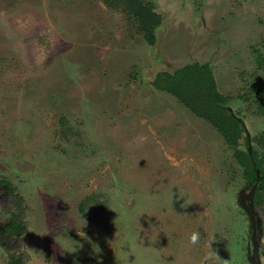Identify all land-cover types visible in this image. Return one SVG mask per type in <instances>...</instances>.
I'll return each mask as SVG.
<instances>
[{
	"label": "rangeland",
	"instance_id": "374dc122",
	"mask_svg": "<svg viewBox=\"0 0 264 264\" xmlns=\"http://www.w3.org/2000/svg\"><path fill=\"white\" fill-rule=\"evenodd\" d=\"M145 1L152 44L103 0H0V264H264V0ZM194 63L234 141L155 84Z\"/></svg>",
	"mask_w": 264,
	"mask_h": 264
},
{
	"label": "trees",
	"instance_id": "16d2710c",
	"mask_svg": "<svg viewBox=\"0 0 264 264\" xmlns=\"http://www.w3.org/2000/svg\"><path fill=\"white\" fill-rule=\"evenodd\" d=\"M103 1L109 7H121L127 14L134 17L138 23V31L144 39L150 44L155 42L154 30L160 24L161 18L145 0ZM212 75V70L208 64L194 63L176 70L173 74L158 73L155 84L173 94L195 115L207 120L225 137L227 136L229 140L234 141L239 130L238 121L231 111L222 102H219L218 98H215L219 94L215 89V81ZM159 80H165V83L162 84ZM235 157L244 166L248 178L251 179L253 176L251 177L248 169H253V167L248 154L237 150ZM20 262L21 260H15L14 263L19 264Z\"/></svg>",
	"mask_w": 264,
	"mask_h": 264
},
{
	"label": "water",
	"instance_id": "95a60500",
	"mask_svg": "<svg viewBox=\"0 0 264 264\" xmlns=\"http://www.w3.org/2000/svg\"><path fill=\"white\" fill-rule=\"evenodd\" d=\"M250 196H251V194H250ZM241 203H242V205L245 207V209L247 210V212H248V214H249V216H250V219H251V224H252V227H253V229H254V227H255V217H254V215H253V211L251 210V208L249 207V202L248 201H244L243 200V192L241 193ZM254 244V243H253ZM254 250H253V254L251 255V261H252V263L253 264H256L255 263V252H256V250H255V244H254Z\"/></svg>",
	"mask_w": 264,
	"mask_h": 264
},
{
	"label": "clouds",
	"instance_id": "9594fccd",
	"mask_svg": "<svg viewBox=\"0 0 264 264\" xmlns=\"http://www.w3.org/2000/svg\"><path fill=\"white\" fill-rule=\"evenodd\" d=\"M176 195V192L174 193V191H173V196H175ZM181 198H183V196L181 197ZM193 201H191L190 199L189 200H187V201H185L184 200V198H183V206H186V205H188V204H190V203H192ZM198 239H199V233L198 232H192L189 236H188V240H189V242L191 243V244H196L197 243V241H198ZM214 239V236L212 235L210 238H209V241H208V245H209V247H210V241H212Z\"/></svg>",
	"mask_w": 264,
	"mask_h": 264
},
{
	"label": "flooded vegetation",
	"instance_id": "af4514ba",
	"mask_svg": "<svg viewBox=\"0 0 264 264\" xmlns=\"http://www.w3.org/2000/svg\"><path fill=\"white\" fill-rule=\"evenodd\" d=\"M227 108H228V107H227ZM244 193H245V192H244ZM244 193H243V194H244Z\"/></svg>",
	"mask_w": 264,
	"mask_h": 264
}]
</instances>
